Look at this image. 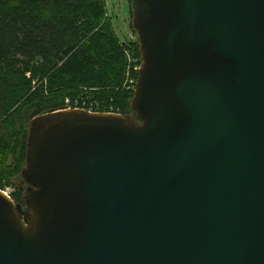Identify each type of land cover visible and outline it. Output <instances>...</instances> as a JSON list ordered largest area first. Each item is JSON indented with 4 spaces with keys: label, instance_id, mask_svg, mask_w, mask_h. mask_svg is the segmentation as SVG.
Here are the masks:
<instances>
[{
    "label": "water",
    "instance_id": "1",
    "mask_svg": "<svg viewBox=\"0 0 264 264\" xmlns=\"http://www.w3.org/2000/svg\"><path fill=\"white\" fill-rule=\"evenodd\" d=\"M132 113L32 117L0 264H264V0H131Z\"/></svg>",
    "mask_w": 264,
    "mask_h": 264
},
{
    "label": "trees",
    "instance_id": "2",
    "mask_svg": "<svg viewBox=\"0 0 264 264\" xmlns=\"http://www.w3.org/2000/svg\"><path fill=\"white\" fill-rule=\"evenodd\" d=\"M130 27L135 41H120L104 0H0V189L17 179L16 203L32 117L62 109L65 98L132 111L125 107L137 71L128 70L125 50L140 52Z\"/></svg>",
    "mask_w": 264,
    "mask_h": 264
},
{
    "label": "rangeland",
    "instance_id": "3",
    "mask_svg": "<svg viewBox=\"0 0 264 264\" xmlns=\"http://www.w3.org/2000/svg\"><path fill=\"white\" fill-rule=\"evenodd\" d=\"M105 1V6H106V10H107V14L110 17L111 20V25L112 28L114 30V32L116 33L118 39L122 42H129L131 41L130 39V33L131 31V27H130V22H131V6H130V2L129 0H104ZM126 110L131 109V101L126 105L125 107ZM132 111H129L127 113H132ZM126 113V114H127ZM21 176V174H20ZM22 177V176H21ZM2 182H5V179H1ZM14 182H16L17 184L14 185H7L5 186V188L7 187L8 189L14 191L13 193H17V189L15 187V185H19V182L17 179L14 180ZM25 191V188L22 190V196L23 197V193ZM23 200V198H22Z\"/></svg>",
    "mask_w": 264,
    "mask_h": 264
},
{
    "label": "built area",
    "instance_id": "4",
    "mask_svg": "<svg viewBox=\"0 0 264 264\" xmlns=\"http://www.w3.org/2000/svg\"><path fill=\"white\" fill-rule=\"evenodd\" d=\"M130 39L132 42L135 41V34L133 32L130 33ZM125 53H126L127 62H128V70L129 71H138V69L140 67V57L134 55L133 47L131 46V48H127L125 50ZM129 82L132 83V86L134 87L136 80H134L133 78H130ZM64 104H65V106L62 109L85 108L88 111H94L97 108L95 102H90L87 106L86 101H84V100L80 101L79 99L71 100L70 98H65ZM110 112H113V111H111V109H110ZM2 190L6 195H8L10 197L14 192V191L8 189L7 187L2 189Z\"/></svg>",
    "mask_w": 264,
    "mask_h": 264
},
{
    "label": "flooded vegetation",
    "instance_id": "5",
    "mask_svg": "<svg viewBox=\"0 0 264 264\" xmlns=\"http://www.w3.org/2000/svg\"><path fill=\"white\" fill-rule=\"evenodd\" d=\"M27 187V185L25 186V188ZM23 205H24V203H23Z\"/></svg>",
    "mask_w": 264,
    "mask_h": 264
}]
</instances>
